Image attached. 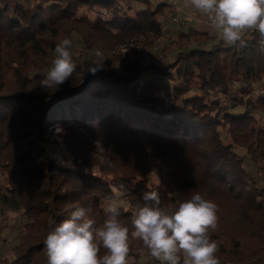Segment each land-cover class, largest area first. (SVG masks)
<instances>
[{"label": "trees", "instance_id": "1", "mask_svg": "<svg viewBox=\"0 0 264 264\" xmlns=\"http://www.w3.org/2000/svg\"><path fill=\"white\" fill-rule=\"evenodd\" d=\"M165 6L0 0V199L27 218L12 257L0 264H47L49 222L83 206L98 226L113 190L123 193L121 219L129 226L146 191H158L162 206L199 192L218 205L211 235L220 264H264V177L259 187L244 167L262 163L264 172L258 34L226 46L212 31L188 29L179 32L167 63L135 57L116 72L109 60L108 70L93 76L92 60L84 59L59 89L40 87L63 38L76 33L87 46L100 35L111 41L109 49L139 35L150 43L162 34ZM237 105L253 111L234 112ZM141 249V241L130 240L129 257L139 258Z\"/></svg>", "mask_w": 264, "mask_h": 264}, {"label": "clouds", "instance_id": "2", "mask_svg": "<svg viewBox=\"0 0 264 264\" xmlns=\"http://www.w3.org/2000/svg\"><path fill=\"white\" fill-rule=\"evenodd\" d=\"M185 5L206 16L211 28L226 46L258 34L264 50V0H185ZM69 37L55 46L50 67L43 73L40 87L59 89L77 70ZM88 72L107 71L104 53L97 49ZM55 127V126H53ZM113 190L105 198L106 219L98 225L90 218V207H78L69 219L49 222L43 241L47 264H128L130 240H139L160 264H220L219 246L212 238L218 228V205L193 192L175 204L162 206L158 191L142 194L144 201L130 217V226L121 219L120 197ZM103 250V253H102ZM143 249H141V252Z\"/></svg>", "mask_w": 264, "mask_h": 264}, {"label": "rangeland", "instance_id": "3", "mask_svg": "<svg viewBox=\"0 0 264 264\" xmlns=\"http://www.w3.org/2000/svg\"><path fill=\"white\" fill-rule=\"evenodd\" d=\"M20 1L23 4H32L35 0ZM151 1L153 3L161 1L166 3L164 15L159 17L162 28V34L159 37L153 38L150 43H148V37L146 38L139 35L129 39L126 44H115L109 49L108 47L112 45L108 46V43L111 41L103 36H97V38L90 45L86 46L78 34L72 33L69 38L73 41L72 53L74 62L82 63L81 61L84 59H91L93 61L95 59L94 53L97 49H99L104 53L106 63L111 60L112 69L116 72H121L124 65L128 61L133 60L135 57H137L142 64H147L150 61L164 64L171 61L178 50L175 40L178 38L180 31L198 28L214 32L207 17L199 14L189 6H186L185 0ZM176 13H179L180 17L183 18L184 24H175L170 22L171 17ZM139 49L141 50L137 55L136 51ZM54 55L55 52L53 53V57ZM142 77L143 76L140 78ZM239 82V80L233 81L231 91L236 89ZM255 95L256 94L254 93V96ZM233 109L234 112L253 111L250 106L245 107L243 105H237ZM255 114L259 115L257 113ZM58 130V127H54L50 131ZM238 151L241 153L242 149L238 148ZM261 166L262 163L245 162L244 164L245 169L252 172L257 177V185L259 187L263 186L262 178L264 177V172L260 169ZM156 182L157 174L156 172H152L149 175V183L155 184ZM122 205L126 206V203L123 201ZM26 221L27 218L20 208L12 207L10 204L3 202L0 199V258H6L9 260L12 257L13 247L17 244L22 225ZM128 261L133 264H160L158 260L151 257L147 249H144L142 252L140 251L139 258L134 259L133 257H129Z\"/></svg>", "mask_w": 264, "mask_h": 264}, {"label": "built area", "instance_id": "4", "mask_svg": "<svg viewBox=\"0 0 264 264\" xmlns=\"http://www.w3.org/2000/svg\"><path fill=\"white\" fill-rule=\"evenodd\" d=\"M170 22L175 23V24H184V20L182 17H180L179 13H176L171 17Z\"/></svg>", "mask_w": 264, "mask_h": 264}]
</instances>
